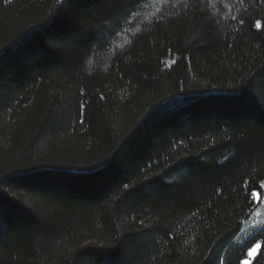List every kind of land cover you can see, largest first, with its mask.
<instances>
[{
	"label": "trees",
	"instance_id": "obj_1",
	"mask_svg": "<svg viewBox=\"0 0 264 264\" xmlns=\"http://www.w3.org/2000/svg\"><path fill=\"white\" fill-rule=\"evenodd\" d=\"M263 180L264 0H0V264H240Z\"/></svg>",
	"mask_w": 264,
	"mask_h": 264
},
{
	"label": "rangeland",
	"instance_id": "obj_2",
	"mask_svg": "<svg viewBox=\"0 0 264 264\" xmlns=\"http://www.w3.org/2000/svg\"><path fill=\"white\" fill-rule=\"evenodd\" d=\"M262 182L264 180L255 190L258 198H253L257 207L249 219L243 223L241 231L233 240L236 245L249 246L246 256L240 261V264H251L260 251L264 252V235H262L264 230V187H261Z\"/></svg>",
	"mask_w": 264,
	"mask_h": 264
},
{
	"label": "snow or ice",
	"instance_id": "obj_3",
	"mask_svg": "<svg viewBox=\"0 0 264 264\" xmlns=\"http://www.w3.org/2000/svg\"><path fill=\"white\" fill-rule=\"evenodd\" d=\"M139 2H140V0H136V3H139ZM258 26H259V24H258ZM261 187H264V182H262ZM252 196H253V198H258V194L255 191H253Z\"/></svg>",
	"mask_w": 264,
	"mask_h": 264
}]
</instances>
